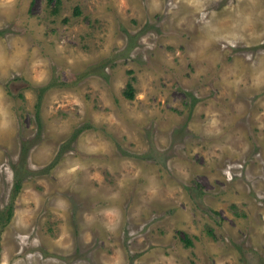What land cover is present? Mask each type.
Returning <instances> with one entry per match:
<instances>
[{
	"label": "rangeland",
	"instance_id": "rangeland-1",
	"mask_svg": "<svg viewBox=\"0 0 264 264\" xmlns=\"http://www.w3.org/2000/svg\"><path fill=\"white\" fill-rule=\"evenodd\" d=\"M0 97V264H264V0H0Z\"/></svg>",
	"mask_w": 264,
	"mask_h": 264
},
{
	"label": "trees",
	"instance_id": "trees-1",
	"mask_svg": "<svg viewBox=\"0 0 264 264\" xmlns=\"http://www.w3.org/2000/svg\"><path fill=\"white\" fill-rule=\"evenodd\" d=\"M55 1L58 2L59 0H55ZM125 95L128 98L133 97V88H132L131 84H128V89L126 90ZM185 240H186V243H188V244L191 243L190 240H187V238Z\"/></svg>",
	"mask_w": 264,
	"mask_h": 264
},
{
	"label": "crops",
	"instance_id": "crops-1",
	"mask_svg": "<svg viewBox=\"0 0 264 264\" xmlns=\"http://www.w3.org/2000/svg\"><path fill=\"white\" fill-rule=\"evenodd\" d=\"M0 98H2V97H0Z\"/></svg>",
	"mask_w": 264,
	"mask_h": 264
}]
</instances>
